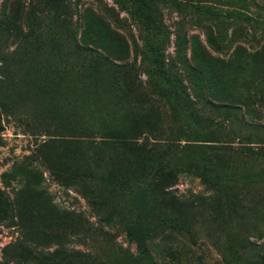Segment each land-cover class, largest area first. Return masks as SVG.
I'll use <instances>...</instances> for the list:
<instances>
[{
  "label": "rangeland",
  "instance_id": "obj_1",
  "mask_svg": "<svg viewBox=\"0 0 264 264\" xmlns=\"http://www.w3.org/2000/svg\"><path fill=\"white\" fill-rule=\"evenodd\" d=\"M203 2L0 0V264H264V0Z\"/></svg>",
  "mask_w": 264,
  "mask_h": 264
},
{
  "label": "trees",
  "instance_id": "obj_2",
  "mask_svg": "<svg viewBox=\"0 0 264 264\" xmlns=\"http://www.w3.org/2000/svg\"><path fill=\"white\" fill-rule=\"evenodd\" d=\"M126 2L135 4L136 7L135 9L139 8V6H144L146 5L149 0H126ZM188 2L194 6L196 9L201 8V9H205L207 11H209L210 14L214 15L215 17L218 15V12L216 10H214V8H212L211 6H209L207 3H204L203 0H188ZM210 9V10H209ZM136 16H137V20L138 22L143 25L146 29L150 30L151 32H153V34H157L158 36H161V38L159 39V41L161 42V44L158 42L155 43L154 47L151 48L152 52H151V60L155 65V70L156 73L159 77H165L168 72L167 69L165 68V62H164V57H163V53L161 51L163 43L167 40L168 36L164 33L165 29H164V25H162V22L157 18V15L155 14V11H150L148 12H142V13H138V11H135ZM242 17L245 18H249V15H242ZM217 18V17H216ZM217 35L219 36V39L224 40L226 37V33L224 32V29L221 25V21L217 20ZM88 50L92 53H95L94 50H92L91 48H88ZM96 56H98L99 58H102L104 60H107L106 57H104L103 55H100L99 53H95ZM113 66L115 67H120V65L113 63ZM231 151H236L237 148H233V147H229ZM243 148V147H242ZM250 148H243L242 151H251L249 150ZM107 180V179H106ZM108 181H110L115 187L121 189V190H128L129 186L126 184H121L119 182H116V180L108 178ZM164 194L170 195L171 198L173 199H178L174 194H172L171 192L165 191Z\"/></svg>",
  "mask_w": 264,
  "mask_h": 264
}]
</instances>
